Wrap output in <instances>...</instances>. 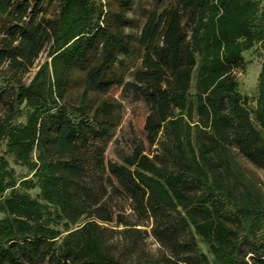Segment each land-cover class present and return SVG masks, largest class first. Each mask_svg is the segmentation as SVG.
Returning <instances> with one entry per match:
<instances>
[{
	"label": "trees",
	"instance_id": "16d2710c",
	"mask_svg": "<svg viewBox=\"0 0 264 264\" xmlns=\"http://www.w3.org/2000/svg\"><path fill=\"white\" fill-rule=\"evenodd\" d=\"M41 2L0 0L1 13L15 21L1 61L21 68L53 36V79H46L49 63L29 84L0 68V105L7 110L0 116V264H123L107 250L101 224L124 220L112 202L119 198L140 218L153 219L154 235L170 254L167 264H210L199 238L220 264H264V198L226 181L218 170L225 163L209 156L236 144L264 167V60L255 107L234 73L246 67L245 51L264 46V0H179L148 19L144 78L152 89L144 95L152 109L145 127L152 143L162 129L174 141L163 165L141 149L123 164L107 160L114 105L104 102L91 114L64 101L73 70L97 48L101 62L88 83L107 91L122 82L109 74L120 54L129 53L123 28L130 0H122L113 19L101 0H62L51 31L36 21ZM197 64L196 99L189 101ZM195 114L211 131H200L206 140L192 136ZM6 156L32 178L17 180ZM81 218L86 221L72 228Z\"/></svg>",
	"mask_w": 264,
	"mask_h": 264
},
{
	"label": "rangeland",
	"instance_id": "374dc122",
	"mask_svg": "<svg viewBox=\"0 0 264 264\" xmlns=\"http://www.w3.org/2000/svg\"><path fill=\"white\" fill-rule=\"evenodd\" d=\"M41 1L40 14L36 21H42L47 29L51 31L52 22L59 16L62 0ZM101 1L104 10L107 11V15L111 19H113L115 13L122 11V0ZM178 3L179 0H130L129 8L124 11L126 22L123 28L124 35L128 40L129 53L123 52L120 54L113 72L109 74V78L118 77L121 79V83L114 84L107 91L96 89L88 83V72L101 62V48L92 51L88 60L75 68L71 74L65 90L64 101L78 105L83 104L91 114H94L95 110L104 102H111L114 105L110 119L113 124V131L105 152V157L109 161L123 164L128 156L132 155L137 149H141L157 164L167 163L166 153L169 147L174 146L173 139L162 129L156 141L152 143L145 127L147 117L151 113L152 103L145 98L144 92L152 88L149 79L144 78L147 76L144 62L148 48L142 42V36L144 27L153 13L161 14L164 10L177 6ZM260 10L264 11V3H260ZM14 24L15 21L8 20L0 11V68L9 74H15L23 83L29 84L44 65L49 63V73L46 79L47 81L48 78L53 79L50 65L53 51V36L51 34L44 38L39 53L32 58L31 62L24 60V65L21 68L12 67L10 60L1 61V49L5 47L6 38H10L8 29ZM164 28L165 23H162L155 37L156 45L162 44ZM244 55L247 60L245 69L237 68L234 73L239 81V91L244 95H248L249 103L255 107L258 97L259 73L264 60L263 44L257 42L245 51ZM197 59L199 60V56H197ZM197 71L198 64L192 74L188 95L189 101H195L196 99ZM6 111L5 106L0 105V116H4ZM171 113L176 118L180 110L175 109ZM252 117L254 118L255 115L252 114ZM25 120L26 115L24 113L19 121ZM192 121L193 138L197 140L198 135H200L201 138L205 139V132H211L210 129L200 123L198 114L194 115ZM197 126H200L199 129ZM258 128L260 129L259 125ZM4 147V144L0 146V155L3 153ZM209 156L215 163H220V161L225 163L218 170L226 181L236 184L240 189L246 185L254 193L264 198V167L246 158L236 144H226L225 148L211 152ZM6 158L10 167L15 169L17 180L24 177L32 178V173L26 166L16 163L9 156H6ZM20 189L32 195L39 192L38 188ZM9 193L10 190L6 192V194ZM112 202L117 205V211L123 215L124 220H119L116 217L111 223H101L106 227L102 234L107 250L114 257L121 260L123 264H167V258L170 254L168 249L154 235L153 219L140 218L129 208L125 198L114 199ZM3 216L4 213L0 212V218ZM85 221V218H81L77 224L72 225V228ZM65 234L66 232H63V235ZM199 248L207 255L210 264H220L201 238H199Z\"/></svg>",
	"mask_w": 264,
	"mask_h": 264
}]
</instances>
